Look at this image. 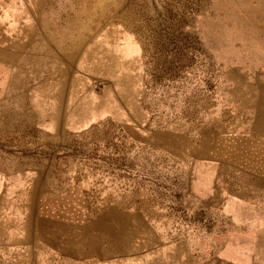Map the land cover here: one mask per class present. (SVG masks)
I'll return each instance as SVG.
<instances>
[{
	"label": "rangeland",
	"instance_id": "374dc122",
	"mask_svg": "<svg viewBox=\"0 0 264 264\" xmlns=\"http://www.w3.org/2000/svg\"><path fill=\"white\" fill-rule=\"evenodd\" d=\"M235 3L0 0V197L8 174L31 170L49 188L34 212L82 227L111 218L107 264H256L240 243L264 203L236 199H264V110L247 128L261 81L215 54L236 40L224 14ZM47 24L86 38L56 54ZM41 107L57 127L42 126ZM8 217L0 203V264L23 263Z\"/></svg>",
	"mask_w": 264,
	"mask_h": 264
},
{
	"label": "crops",
	"instance_id": "0c3cea01",
	"mask_svg": "<svg viewBox=\"0 0 264 264\" xmlns=\"http://www.w3.org/2000/svg\"><path fill=\"white\" fill-rule=\"evenodd\" d=\"M234 1L236 3L233 4L232 12L225 6L224 14L230 15L233 12L236 14V40L229 41L228 44L234 43L233 45H215V54L220 60H223L227 54L230 57L228 59L236 62V79L261 81L251 89L254 100L252 104H249L251 126L248 125L247 128L253 132L256 123L252 113L264 110V104L256 103L260 97L264 96V0ZM49 116L48 108L41 107L39 120L42 126L57 127L56 122L59 118ZM239 124L236 122V128ZM256 132L261 135V132ZM261 137L264 138V135ZM6 177H8L6 186L9 197L7 199L0 197V203L9 211V217L4 222L13 232L14 238L10 237L12 238L10 241L17 245L20 241L19 245L24 246L25 253L23 263L11 264H107L111 261L114 248L110 241L114 240L115 235L114 221L111 218L105 215L91 217L88 225L83 227L62 220H49L40 215V212H34V195L49 191L48 186L43 185V178L40 176V179L34 182L31 170L8 174ZM101 203L118 202L104 200ZM236 203H264V199H236ZM253 209H251L252 219L255 225H258L255 226L256 233H252L250 235L252 237H249L251 242L248 244V250L244 244H240L242 254L255 256L256 264H264V205L258 208L255 205ZM18 211L23 214L21 215ZM100 224H104L105 227L98 232L97 228ZM22 225L23 233L20 232ZM49 251H55L56 263H48ZM236 255L240 256L239 253ZM80 257L84 259H78ZM34 260L36 263H33Z\"/></svg>",
	"mask_w": 264,
	"mask_h": 264
},
{
	"label": "bare ground",
	"instance_id": "6f19581e",
	"mask_svg": "<svg viewBox=\"0 0 264 264\" xmlns=\"http://www.w3.org/2000/svg\"><path fill=\"white\" fill-rule=\"evenodd\" d=\"M94 11V10H93ZM89 13L92 14V12L90 11ZM14 13L9 12V15H13ZM85 21V23L87 22V18L83 19ZM82 20V21H83ZM103 20V19H101ZM82 23V22H81ZM88 25V23L86 24ZM91 26V25H90ZM91 29H95V26H92ZM73 30V29H71ZM44 38L46 39H50L51 41H53V43L55 44V51L56 54L57 53H68L70 52L72 49H74L75 47H78L80 45V43L86 38L84 36V34H82V36H78L77 34L75 35L73 32L72 36L70 39L64 40V38L62 36H56L54 35L51 30H50V24H47L44 28V30H41ZM81 31V30H80ZM79 31V32H80Z\"/></svg>",
	"mask_w": 264,
	"mask_h": 264
}]
</instances>
